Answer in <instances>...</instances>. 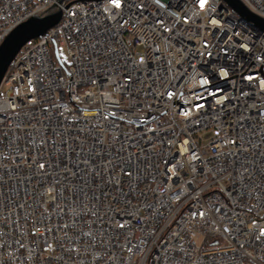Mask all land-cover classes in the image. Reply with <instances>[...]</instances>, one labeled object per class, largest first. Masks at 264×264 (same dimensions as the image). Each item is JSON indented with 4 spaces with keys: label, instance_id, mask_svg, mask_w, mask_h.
Instances as JSON below:
<instances>
[{
    "label": "built area",
    "instance_id": "1",
    "mask_svg": "<svg viewBox=\"0 0 264 264\" xmlns=\"http://www.w3.org/2000/svg\"><path fill=\"white\" fill-rule=\"evenodd\" d=\"M57 9L0 84V264H264V30L223 0H0V44Z\"/></svg>",
    "mask_w": 264,
    "mask_h": 264
},
{
    "label": "water",
    "instance_id": "2",
    "mask_svg": "<svg viewBox=\"0 0 264 264\" xmlns=\"http://www.w3.org/2000/svg\"><path fill=\"white\" fill-rule=\"evenodd\" d=\"M66 0H60L65 2ZM230 8L246 20L253 22L264 30V19L255 15L240 0H223ZM62 17V11L57 9L46 16H35L17 26L0 44V84L12 60L30 39L43 35L55 26Z\"/></svg>",
    "mask_w": 264,
    "mask_h": 264
},
{
    "label": "rangeland",
    "instance_id": "3",
    "mask_svg": "<svg viewBox=\"0 0 264 264\" xmlns=\"http://www.w3.org/2000/svg\"><path fill=\"white\" fill-rule=\"evenodd\" d=\"M200 241H201L200 239H197V242H198V243H200Z\"/></svg>",
    "mask_w": 264,
    "mask_h": 264
}]
</instances>
